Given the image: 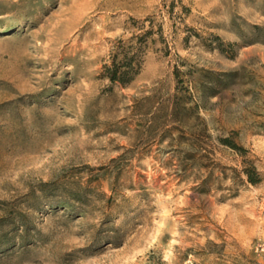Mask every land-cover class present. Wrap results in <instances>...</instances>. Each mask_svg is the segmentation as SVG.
Returning <instances> with one entry per match:
<instances>
[{
  "label": "rangeland",
  "instance_id": "1",
  "mask_svg": "<svg viewBox=\"0 0 264 264\" xmlns=\"http://www.w3.org/2000/svg\"><path fill=\"white\" fill-rule=\"evenodd\" d=\"M260 240L264 0H0V264H262Z\"/></svg>",
  "mask_w": 264,
  "mask_h": 264
},
{
  "label": "trees",
  "instance_id": "2",
  "mask_svg": "<svg viewBox=\"0 0 264 264\" xmlns=\"http://www.w3.org/2000/svg\"><path fill=\"white\" fill-rule=\"evenodd\" d=\"M153 31H148L143 36H138V42L134 39H119L113 46L109 63L103 68V75L112 83L121 86H128L140 74L143 65V52L145 40ZM233 149H239L234 142L226 140ZM248 180L252 184L261 182L257 168L253 165L245 168Z\"/></svg>",
  "mask_w": 264,
  "mask_h": 264
},
{
  "label": "built area",
  "instance_id": "3",
  "mask_svg": "<svg viewBox=\"0 0 264 264\" xmlns=\"http://www.w3.org/2000/svg\"><path fill=\"white\" fill-rule=\"evenodd\" d=\"M252 251L260 258L262 264H264V241L260 240L254 243Z\"/></svg>",
  "mask_w": 264,
  "mask_h": 264
}]
</instances>
